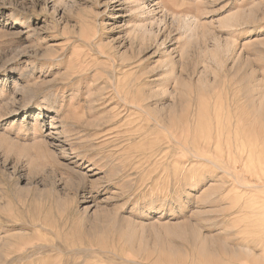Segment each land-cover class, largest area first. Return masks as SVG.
Returning a JSON list of instances; mask_svg holds the SVG:
<instances>
[{
    "label": "rangeland",
    "instance_id": "obj_1",
    "mask_svg": "<svg viewBox=\"0 0 264 264\" xmlns=\"http://www.w3.org/2000/svg\"><path fill=\"white\" fill-rule=\"evenodd\" d=\"M0 264H264V0H0Z\"/></svg>",
    "mask_w": 264,
    "mask_h": 264
}]
</instances>
